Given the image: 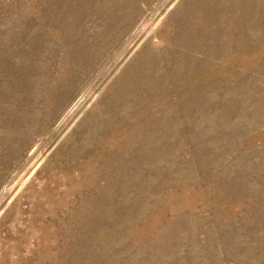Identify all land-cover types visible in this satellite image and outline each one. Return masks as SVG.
Returning <instances> with one entry per match:
<instances>
[{"label":"rangeland","instance_id":"rangeland-1","mask_svg":"<svg viewBox=\"0 0 264 264\" xmlns=\"http://www.w3.org/2000/svg\"><path fill=\"white\" fill-rule=\"evenodd\" d=\"M246 2L0 0V264H264Z\"/></svg>","mask_w":264,"mask_h":264},{"label":"bare ground","instance_id":"bare-ground-1","mask_svg":"<svg viewBox=\"0 0 264 264\" xmlns=\"http://www.w3.org/2000/svg\"><path fill=\"white\" fill-rule=\"evenodd\" d=\"M248 4L250 3H255V0H246ZM259 3V2H258ZM264 4V3H263ZM228 7V6H227ZM136 10V9H135ZM149 72V71H148ZM143 76V75H142ZM137 80V79H136ZM134 85V84H133ZM125 88V87H124ZM132 91H134L132 89ZM123 92H125V90L123 89ZM136 92V91H135ZM123 93H119L118 96H116L115 101H112L109 105L113 106V107H119L118 109L114 110L113 108H111V110L113 111H118L119 109L121 110V108H126L127 106L129 107V102L125 100L124 96L122 95ZM134 107V106H132ZM130 110V109H129ZM127 111V110H126ZM113 116V115H112ZM102 125V124H101ZM100 125V126H101ZM100 128V127H99ZM94 129V128H93ZM96 134V133H95Z\"/></svg>","mask_w":264,"mask_h":264}]
</instances>
